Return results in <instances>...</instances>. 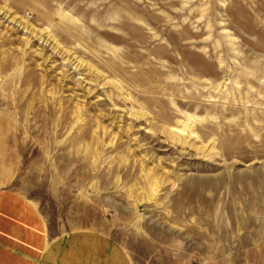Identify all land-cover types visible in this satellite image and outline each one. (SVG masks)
<instances>
[{"label":"rangeland","instance_id":"1","mask_svg":"<svg viewBox=\"0 0 264 264\" xmlns=\"http://www.w3.org/2000/svg\"><path fill=\"white\" fill-rule=\"evenodd\" d=\"M0 188L131 264H264V0H0Z\"/></svg>","mask_w":264,"mask_h":264},{"label":"crops","instance_id":"2","mask_svg":"<svg viewBox=\"0 0 264 264\" xmlns=\"http://www.w3.org/2000/svg\"><path fill=\"white\" fill-rule=\"evenodd\" d=\"M0 264H131L111 237L76 230L49 238L45 218L22 194L0 188Z\"/></svg>","mask_w":264,"mask_h":264}]
</instances>
